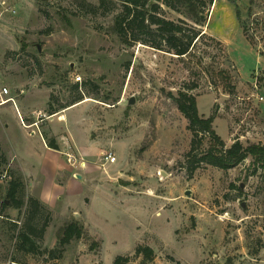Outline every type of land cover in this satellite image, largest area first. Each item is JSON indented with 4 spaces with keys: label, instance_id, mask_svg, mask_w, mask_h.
<instances>
[{
    "label": "rangeland",
    "instance_id": "374dc122",
    "mask_svg": "<svg viewBox=\"0 0 264 264\" xmlns=\"http://www.w3.org/2000/svg\"><path fill=\"white\" fill-rule=\"evenodd\" d=\"M121 3L0 0V88H8L17 107L23 101L37 110L49 138L56 140L55 126L68 140L64 127H70L77 164L63 156L60 173L87 177L75 187V199L60 204L79 218L64 219L34 195L32 179L0 149V264H114L118 257L121 264H264L263 170L253 175L250 158L229 170L203 164L190 174L192 133L171 97L189 91L200 114L216 112L213 126L227 146L237 138L264 145V0H214L204 26L162 5L166 18L206 33L196 54L184 58L122 43L113 30ZM78 96L84 99L64 115L68 108L59 109ZM49 103L59 110L51 116ZM0 118L11 150L16 139L39 148L40 137L26 138L14 102L0 107ZM108 153L114 163H106ZM13 179L23 183L21 208L7 199ZM30 197L52 212L36 253L18 249ZM71 222L79 236L60 245ZM140 246L152 248L154 258L145 259ZM52 249L61 256L51 258Z\"/></svg>",
    "mask_w": 264,
    "mask_h": 264
},
{
    "label": "trees",
    "instance_id": "16d2710c",
    "mask_svg": "<svg viewBox=\"0 0 264 264\" xmlns=\"http://www.w3.org/2000/svg\"><path fill=\"white\" fill-rule=\"evenodd\" d=\"M121 2L122 6L115 17L113 30L122 43L132 45L140 42L156 50L172 53L179 58L195 55L198 42L206 33L184 19L175 21L166 18L161 14L162 5L184 14L195 24L204 26L207 22L208 11L214 4V0H121ZM104 5L105 0H100L99 6ZM214 41L222 48L221 41L218 39H214ZM199 61L203 63V57H200ZM218 73L224 80L231 81L226 70L220 69ZM229 88L231 91L235 89L231 84ZM171 97L178 110L188 121V129L192 133L190 149L186 153L187 170L190 174H193L203 164L229 170L250 158L254 167L252 174H257L259 169L264 172L263 144L249 143L245 145L237 138L230 146H227L213 126L216 112L208 117L200 114L197 97L192 92L181 90L177 95H171ZM83 99L82 96H78L59 110L73 106ZM59 110H55L49 103V115H53ZM205 140L207 145L203 148ZM47 143L49 147L58 149L54 138H48ZM1 156L2 160H5V157ZM21 191H23V183L19 179H13L7 191V199L11 200L16 208H21L25 204L18 197ZM3 205L6 206L5 201H3ZM27 208L28 219L24 224L23 231L18 235V249L36 253L39 250V243L44 239L51 223L52 212L35 197L29 198ZM36 218H40L44 222L39 226L35 223ZM78 231L77 223L68 224L63 229L64 235L60 240V245L67 243L74 235L79 236ZM137 252L142 253L148 261L154 258V251L150 247L140 246L137 248ZM61 253V250L52 249L49 251V256L59 258ZM122 260H124L123 257H118L114 264H121Z\"/></svg>",
    "mask_w": 264,
    "mask_h": 264
},
{
    "label": "crops",
    "instance_id": "0c3cea01",
    "mask_svg": "<svg viewBox=\"0 0 264 264\" xmlns=\"http://www.w3.org/2000/svg\"><path fill=\"white\" fill-rule=\"evenodd\" d=\"M14 106L19 117V122L21 123L22 128L27 132V136L25 135L26 138L36 139L37 137H40V141L38 142L39 148L36 147V144H30L27 141L23 142L16 139L14 140L15 149L11 150L9 143L6 142L7 130H5V128H8V124H6L4 118H0V126L2 129L0 133L1 152L6 156L10 166L18 168L21 174L24 176L27 175V177L32 179L29 184L35 192L34 195L47 204L52 211H56L59 217L61 216L66 219L73 215L74 217L79 218L77 216H80V214L77 210L69 209V212H67L66 208L63 209L60 205L67 199H75V195L73 194L75 187L78 186L83 179H86L87 181V177L83 174H79L81 175L80 179L78 177L77 179H74L73 175H69V173H67V175L64 174L65 172L60 173L66 168V164L64 165L62 163V158L64 159L63 156L66 157L65 154L70 151L73 153V146H76L73 144L75 140L70 127L67 125L64 127V132L68 136V140L66 141L62 140L65 136L57 135L54 130L55 126L51 127V133L56 136V143L58 145V149H53L49 147L47 143L49 135L38 125L39 120L37 110L35 108L30 109L29 107H26L23 101H20V109L16 106L15 99ZM74 108L75 106L68 107V110L65 111L64 115ZM26 160L34 162V164H29V168L24 169L23 163ZM28 171L30 172V175H28ZM58 177H60L59 180H61L60 182H62V184L57 182ZM47 234L48 233H46V237Z\"/></svg>",
    "mask_w": 264,
    "mask_h": 264
},
{
    "label": "built area",
    "instance_id": "2783aa9c",
    "mask_svg": "<svg viewBox=\"0 0 264 264\" xmlns=\"http://www.w3.org/2000/svg\"><path fill=\"white\" fill-rule=\"evenodd\" d=\"M80 77H78V80ZM10 94V91L8 90V88L6 87H3V88H0V107L9 103V102H14V99L12 97H7V95ZM263 99V98H262ZM66 158H67V162L73 167L76 166L77 164V157L76 155H74L73 153L69 152V153H66ZM105 161L106 163L108 164H111V163H114L116 161V157L112 154V153H108L106 156H105ZM79 166L81 168H85L86 167V164L84 161H81L79 162Z\"/></svg>",
    "mask_w": 264,
    "mask_h": 264
},
{
    "label": "water",
    "instance_id": "95a60500",
    "mask_svg": "<svg viewBox=\"0 0 264 264\" xmlns=\"http://www.w3.org/2000/svg\"><path fill=\"white\" fill-rule=\"evenodd\" d=\"M131 103H133V100H131ZM77 177L80 179L81 178V175H77ZM187 195H190L189 191L186 192Z\"/></svg>",
    "mask_w": 264,
    "mask_h": 264
}]
</instances>
